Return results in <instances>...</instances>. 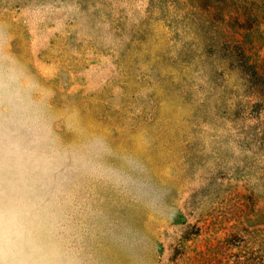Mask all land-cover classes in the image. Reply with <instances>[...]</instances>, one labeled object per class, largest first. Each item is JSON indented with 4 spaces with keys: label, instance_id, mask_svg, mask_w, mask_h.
I'll return each mask as SVG.
<instances>
[{
    "label": "rangeland",
    "instance_id": "rangeland-1",
    "mask_svg": "<svg viewBox=\"0 0 264 264\" xmlns=\"http://www.w3.org/2000/svg\"><path fill=\"white\" fill-rule=\"evenodd\" d=\"M0 39L40 83L84 264H264V0H0ZM92 137L120 177L72 166Z\"/></svg>",
    "mask_w": 264,
    "mask_h": 264
},
{
    "label": "clouds",
    "instance_id": "clouds-1",
    "mask_svg": "<svg viewBox=\"0 0 264 264\" xmlns=\"http://www.w3.org/2000/svg\"><path fill=\"white\" fill-rule=\"evenodd\" d=\"M40 83L0 39V264H84L48 203L63 162ZM110 146L92 137L72 150V166L101 180L120 177L108 165Z\"/></svg>",
    "mask_w": 264,
    "mask_h": 264
}]
</instances>
